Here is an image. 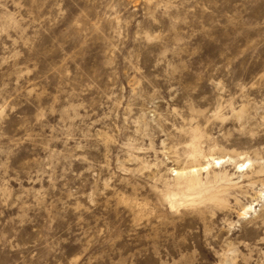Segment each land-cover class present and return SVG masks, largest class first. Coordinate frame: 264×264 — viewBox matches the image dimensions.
Masks as SVG:
<instances>
[{"label":"rangeland","instance_id":"1","mask_svg":"<svg viewBox=\"0 0 264 264\" xmlns=\"http://www.w3.org/2000/svg\"><path fill=\"white\" fill-rule=\"evenodd\" d=\"M261 192L264 0H0V264H264Z\"/></svg>","mask_w":264,"mask_h":264},{"label":"bare ground","instance_id":"2","mask_svg":"<svg viewBox=\"0 0 264 264\" xmlns=\"http://www.w3.org/2000/svg\"><path fill=\"white\" fill-rule=\"evenodd\" d=\"M200 152V151H199ZM211 158L207 159V166L206 167H212V166H217V165H222L224 162H226V160L223 157H219V156H215L214 154H210ZM202 157L206 158V156L202 153ZM208 158V157H207ZM228 160H231L230 158H228ZM249 164L247 165V161L237 164V168H238V172H246L248 171V166L250 165V161H248ZM204 167V168H206ZM196 171V170H195ZM260 198L264 199V192L260 193ZM242 213L241 216L246 217L250 211L255 210L253 207V204L247 205L245 207L242 208Z\"/></svg>","mask_w":264,"mask_h":264}]
</instances>
